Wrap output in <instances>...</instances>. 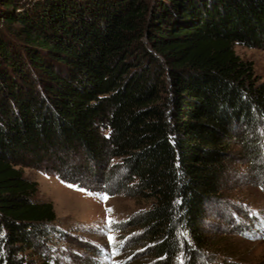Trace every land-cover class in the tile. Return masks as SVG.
<instances>
[{
    "label": "trees",
    "instance_id": "1",
    "mask_svg": "<svg viewBox=\"0 0 264 264\" xmlns=\"http://www.w3.org/2000/svg\"><path fill=\"white\" fill-rule=\"evenodd\" d=\"M235 44L264 48V0H0V264L64 236L23 167L74 154L117 159L150 200L128 225L155 264H198L232 143L264 125V80Z\"/></svg>",
    "mask_w": 264,
    "mask_h": 264
},
{
    "label": "rangeland",
    "instance_id": "2",
    "mask_svg": "<svg viewBox=\"0 0 264 264\" xmlns=\"http://www.w3.org/2000/svg\"><path fill=\"white\" fill-rule=\"evenodd\" d=\"M234 50L251 61L255 74L264 80V48L235 44ZM232 145L236 159L229 162L222 198L206 205L201 228L210 242L198 264H264V125L257 142L234 140ZM64 160L49 161L48 169L23 167L24 176L37 184L34 199L52 203L54 225L64 231L48 255L34 258L33 264H155L151 243L128 225L150 200L124 191V171L109 168L117 159L108 167L84 161L79 154ZM51 168L71 180L61 179ZM176 264L183 262L179 258Z\"/></svg>",
    "mask_w": 264,
    "mask_h": 264
},
{
    "label": "snow or ice",
    "instance_id": "3",
    "mask_svg": "<svg viewBox=\"0 0 264 264\" xmlns=\"http://www.w3.org/2000/svg\"><path fill=\"white\" fill-rule=\"evenodd\" d=\"M97 195H100V194H97ZM102 199H105L106 200L107 199V196H103ZM107 211L108 212H111L112 209L109 208V209H107ZM111 239H113V238L112 237H109V240H111Z\"/></svg>",
    "mask_w": 264,
    "mask_h": 264
}]
</instances>
